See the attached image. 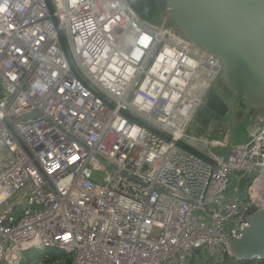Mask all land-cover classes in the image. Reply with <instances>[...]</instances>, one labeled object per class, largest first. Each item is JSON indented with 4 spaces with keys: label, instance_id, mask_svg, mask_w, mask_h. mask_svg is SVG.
<instances>
[{
    "label": "built area",
    "instance_id": "2783aa9c",
    "mask_svg": "<svg viewBox=\"0 0 264 264\" xmlns=\"http://www.w3.org/2000/svg\"><path fill=\"white\" fill-rule=\"evenodd\" d=\"M49 2L0 0V264L236 260L264 208V112L244 145L188 135L218 58L127 0Z\"/></svg>",
    "mask_w": 264,
    "mask_h": 264
},
{
    "label": "water",
    "instance_id": "95a60500",
    "mask_svg": "<svg viewBox=\"0 0 264 264\" xmlns=\"http://www.w3.org/2000/svg\"><path fill=\"white\" fill-rule=\"evenodd\" d=\"M50 14L52 8L45 0ZM158 10L192 43L222 62L220 80L234 95L235 103L252 109H264V0H161ZM60 48L73 74L65 41L57 21ZM218 94L211 90L202 109L210 118ZM222 102V101H221ZM35 115L24 117L26 120ZM212 120L223 122L214 117ZM249 227L240 238L229 241L231 254L238 261L264 264V208L249 217Z\"/></svg>",
    "mask_w": 264,
    "mask_h": 264
},
{
    "label": "rangeland",
    "instance_id": "374dc122",
    "mask_svg": "<svg viewBox=\"0 0 264 264\" xmlns=\"http://www.w3.org/2000/svg\"><path fill=\"white\" fill-rule=\"evenodd\" d=\"M131 7L132 4L130 3ZM133 8V7H132ZM134 9V8H133ZM147 22L151 23L155 21V23H160L162 19V12L158 10H154L151 16L143 17ZM216 84V85H215ZM214 85L216 87L223 86L220 78ZM243 107V106H242ZM201 110V109H200ZM198 110L196 112L195 117L191 125L187 130L188 135L202 137L207 140H215V141H223L227 136V131H230L229 136H232L231 145H241L249 142L251 140L248 133L252 129H258L260 127L259 118H262L263 114L260 111L254 112L252 115L249 114L250 111L241 109L239 112L238 108L236 109V114L232 116L229 114L224 122H218L215 120H206L204 121L202 117H200L201 112ZM232 117V118H231ZM225 154V151L222 152ZM264 171L260 170V174H263ZM256 176L253 174V177ZM239 174H231L229 176V191H232V187L237 185V178ZM62 252L58 249H44L39 250L36 248L30 249L29 251L23 252L20 256L18 264H38L44 256L48 257H60L62 256ZM226 264H245L243 261L238 260H227Z\"/></svg>",
    "mask_w": 264,
    "mask_h": 264
},
{
    "label": "flooded vegetation",
    "instance_id": "af4514ba",
    "mask_svg": "<svg viewBox=\"0 0 264 264\" xmlns=\"http://www.w3.org/2000/svg\"><path fill=\"white\" fill-rule=\"evenodd\" d=\"M159 1H161V0H127V2L129 4L130 3L132 4V7L134 8V10L140 16H143V17H146V16L152 17L153 11L158 10L157 3ZM215 85L211 88V90H214L218 94V96L220 97L222 102L221 101L218 102V101L214 100L215 102L212 105L211 110L209 111L210 112L209 113L210 118L204 117L205 110L202 109L203 107L200 108L201 110L199 109L201 112L200 117H202L204 121L212 120L214 117H218V118L223 119V122H224V119L229 114H232V116H234L236 114L237 108H238L237 112H239L241 109L244 111V109H245L247 111H250L249 112L250 115H252L256 111L264 112V109H257L256 110V109L250 108L249 106H243L239 102L235 103L234 95L231 94V92L225 87L224 84L221 87H216Z\"/></svg>",
    "mask_w": 264,
    "mask_h": 264
},
{
    "label": "trees",
    "instance_id": "16d2710c",
    "mask_svg": "<svg viewBox=\"0 0 264 264\" xmlns=\"http://www.w3.org/2000/svg\"><path fill=\"white\" fill-rule=\"evenodd\" d=\"M245 264H252V262H244Z\"/></svg>",
    "mask_w": 264,
    "mask_h": 264
},
{
    "label": "crops",
    "instance_id": "0c3cea01",
    "mask_svg": "<svg viewBox=\"0 0 264 264\" xmlns=\"http://www.w3.org/2000/svg\"><path fill=\"white\" fill-rule=\"evenodd\" d=\"M225 139H229V136L227 135V136L224 138V140H225Z\"/></svg>",
    "mask_w": 264,
    "mask_h": 264
}]
</instances>
